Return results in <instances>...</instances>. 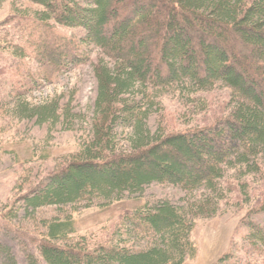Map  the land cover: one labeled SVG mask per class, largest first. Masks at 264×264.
Returning <instances> with one entry per match:
<instances>
[{
  "label": "trees",
  "instance_id": "trees-1",
  "mask_svg": "<svg viewBox=\"0 0 264 264\" xmlns=\"http://www.w3.org/2000/svg\"><path fill=\"white\" fill-rule=\"evenodd\" d=\"M31 1L44 10L34 17L17 15L12 21L24 30L31 28L32 38L38 33L39 43L30 39L29 51L20 42L5 47L0 41V64L7 65L0 69V85L2 72L11 67L18 89L14 95L20 98L14 108L22 117L37 119L40 125L81 117L73 102L63 98L41 105L25 100L31 90L39 89L41 79L59 81L71 67L91 63L87 45L101 49L104 58L95 63L99 91L89 139L46 182L22 197L25 209L92 204L98 198L121 201L156 183L180 187L191 195L207 193L185 199L182 207L165 202L129 214L125 224L130 235L135 237L136 229L155 235L142 250L115 238L83 236L58 242L68 231L57 224L49 236L30 240L37 250L27 245L23 251L27 264H184L196 257L192 241L196 220L219 212V203L226 199L227 172L240 167L243 178L261 174L264 179V0ZM59 27L81 28L87 35L80 41L71 39L59 34ZM33 50L42 69H29L28 74L23 65ZM8 51L14 64L4 58ZM187 82L200 90L223 82L234 90V98L213 118L215 125L154 132L153 111L141 99L146 90ZM8 106L1 96L0 115ZM216 125L225 130L215 132ZM227 131L233 141L223 137ZM123 134L133 150H119ZM241 185L245 203H253L244 222L246 237L252 251L262 252L264 225L255 215L264 213V182L254 193L256 200L250 184ZM0 253L3 264H23L1 238ZM236 259L232 252L218 264ZM255 263L260 261L249 262Z\"/></svg>",
  "mask_w": 264,
  "mask_h": 264
},
{
  "label": "rangeland",
  "instance_id": "rangeland-1",
  "mask_svg": "<svg viewBox=\"0 0 264 264\" xmlns=\"http://www.w3.org/2000/svg\"><path fill=\"white\" fill-rule=\"evenodd\" d=\"M43 10V6L31 0H6L0 3V41L5 47L20 42L21 46L27 48L30 39L38 42V33L32 38L31 28L24 30L12 20L17 15L34 17L38 11ZM58 32L79 41L87 35L81 28L59 27ZM87 47L91 52V63L77 68L71 67L59 81L49 82L41 79L39 89L31 90L25 100L33 105L56 101L59 98H63L65 103L73 102L75 113L81 114V117L70 120L74 128H70L68 121L40 125L37 119L22 117L14 108L20 99L14 95V92L18 91L12 81L14 71L8 67V72H2L0 97L6 98L9 106L8 111L0 115V238L14 248L23 264H27L23 252L27 245L37 250V245L30 240L49 236L51 227L57 224L66 225L68 231L66 238L59 239L58 242L83 236L101 241L115 238L131 241L128 244L130 247L142 250L151 244L155 235L142 229L135 230V237L130 235L125 224L129 214L147 207L154 208L165 202L182 207L186 205L187 200L193 197L198 199L202 193H207L206 191L191 195L180 187L156 183L140 194L125 195L121 201L98 198L92 204L87 201L68 206H46L32 212L25 209L22 197L61 169L68 157L81 151L91 135L99 91L95 63L104 58V53L95 46ZM28 48L30 51L31 47ZM8 52L4 54L7 62H17ZM28 54L29 57L23 65L28 68L26 72L28 73L29 69L40 72L42 68L35 59V51ZM6 66L1 62L0 69ZM36 76L40 79L41 75ZM37 77L34 79L38 80ZM146 91V95L141 99L145 101L147 108L153 111L150 125L154 132L161 129L168 132H187L210 123L215 125V122L212 123L213 118L234 98V90L223 82L211 90H200L187 82L166 88L150 86ZM213 129L222 133L225 127L216 125ZM223 137L233 141L228 131ZM118 143L121 152L133 150V145L124 134ZM243 177L240 167L227 172L223 181L226 199L219 203L220 209L216 216L196 220L192 241L197 255L189 258L184 264H218L232 252L237 254V259L225 264H236L239 259L243 260V264H249L250 260L264 264V251H252L246 237L248 229L244 222L252 210L253 203H245L241 189L242 183H249L252 199L256 200L254 193L264 179L261 174ZM185 199L187 200L184 201ZM255 218L264 225V213H257ZM0 264H3L1 253Z\"/></svg>",
  "mask_w": 264,
  "mask_h": 264
}]
</instances>
